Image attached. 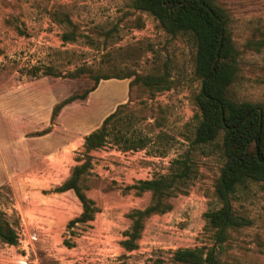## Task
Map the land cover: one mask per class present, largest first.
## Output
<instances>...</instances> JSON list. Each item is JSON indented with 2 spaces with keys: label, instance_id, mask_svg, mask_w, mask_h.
<instances>
[{
  "label": "rangeland",
  "instance_id": "1",
  "mask_svg": "<svg viewBox=\"0 0 264 264\" xmlns=\"http://www.w3.org/2000/svg\"><path fill=\"white\" fill-rule=\"evenodd\" d=\"M213 2L238 52L229 96L264 105V0ZM195 50L190 33L168 34L133 0H0V213L16 235L0 240V264H183L179 249L264 264V182L231 197L242 224L223 242L206 223L220 207L221 158L192 145ZM112 114L104 144L88 151ZM85 163L78 185L92 219L71 224L82 202L59 189ZM161 176L177 179L130 240L133 213L156 204L131 187Z\"/></svg>",
  "mask_w": 264,
  "mask_h": 264
},
{
  "label": "trees",
  "instance_id": "2",
  "mask_svg": "<svg viewBox=\"0 0 264 264\" xmlns=\"http://www.w3.org/2000/svg\"><path fill=\"white\" fill-rule=\"evenodd\" d=\"M141 10L149 13L168 34L190 33L195 40L194 70L200 81L195 98L197 124L192 145L217 146L221 168L215 184L214 196L220 207L206 213L207 225L214 230L217 243L224 240L226 231L240 227L231 205V197L250 183L264 182V105L234 100L229 90L238 72V52L234 45L226 13L213 0H133ZM114 114L107 117L102 127L86 138L87 150L104 144L106 125ZM182 171L178 178L188 173L187 159L175 161ZM88 164L74 167L70 179L59 189H72L83 205V213L71 224L92 219V210L80 194L79 181ZM177 177L161 176L139 181L131 188L148 191L156 204L137 216L131 231L134 239L141 228L140 219L158 211L160 200ZM0 240L16 244V235L0 213ZM123 244L130 247V241ZM173 260L183 264H218L212 250L204 254L199 249H179Z\"/></svg>",
  "mask_w": 264,
  "mask_h": 264
},
{
  "label": "crops",
  "instance_id": "3",
  "mask_svg": "<svg viewBox=\"0 0 264 264\" xmlns=\"http://www.w3.org/2000/svg\"><path fill=\"white\" fill-rule=\"evenodd\" d=\"M42 150H44V151H42ZM41 151H40V153L42 154V153H44L45 152V150H47V149H42ZM53 150H56V148H50V149H48L47 151H53ZM39 153V151H34L33 152V150L31 151V154L32 155H34V154H38Z\"/></svg>",
  "mask_w": 264,
  "mask_h": 264
},
{
  "label": "built area",
  "instance_id": "4",
  "mask_svg": "<svg viewBox=\"0 0 264 264\" xmlns=\"http://www.w3.org/2000/svg\"><path fill=\"white\" fill-rule=\"evenodd\" d=\"M32 239H35L34 237ZM25 262L23 261H19V264H24Z\"/></svg>",
  "mask_w": 264,
  "mask_h": 264
}]
</instances>
